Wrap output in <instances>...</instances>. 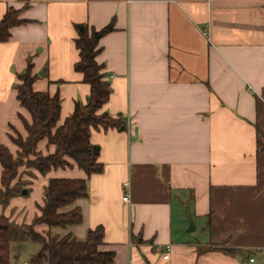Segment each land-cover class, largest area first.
I'll list each match as a JSON object with an SVG mask.
<instances>
[{"label": "crops", "instance_id": "obj_1", "mask_svg": "<svg viewBox=\"0 0 264 264\" xmlns=\"http://www.w3.org/2000/svg\"><path fill=\"white\" fill-rule=\"evenodd\" d=\"M11 8L26 21L0 43V143L14 157L31 122L19 76L31 64L34 90L60 94L63 124L90 95L75 26L114 24L96 57L111 88L101 112L127 129L93 130L101 173L34 168L45 187L87 180L83 222L56 233L84 241L102 226L115 264H264V0H0V21Z\"/></svg>", "mask_w": 264, "mask_h": 264}, {"label": "trees", "instance_id": "obj_2", "mask_svg": "<svg viewBox=\"0 0 264 264\" xmlns=\"http://www.w3.org/2000/svg\"><path fill=\"white\" fill-rule=\"evenodd\" d=\"M21 11L9 9L0 21V43L11 37V30L24 24L20 18ZM77 32L76 47L80 60L75 70L82 73L84 82L90 86V95L86 103L77 102L71 117L60 124V94L51 96L49 92H36L34 83L37 76L33 67L28 65L26 71L19 76L17 99L30 116L31 122L24 121L26 138L20 133L12 136V142L19 148L17 156L0 143V163L3 174L0 185L1 198L9 195L12 182L19 175V169L31 166L42 174L52 168L71 166V162L84 170L87 176L103 171L98 155L93 153L91 142L93 130L117 129L125 131L127 123L123 116L114 117L108 112H101L109 102L110 84L104 80L102 66L96 61L99 53L98 44L102 37L114 30L111 23L100 31L88 24L75 26ZM47 139L55 146V152L42 155L36 147L40 140ZM89 195L85 179H50L45 189L44 205L40 208V216L33 225L16 226L7 217L0 214V264H11L12 243L19 242L22 230H26L29 238L42 245L39 253L34 255L32 264H115V253L102 251L105 230L102 226L90 230L84 241H79L72 234L44 235L36 230V225L44 224L49 229L67 230L83 222V214L77 202ZM23 228V229H22Z\"/></svg>", "mask_w": 264, "mask_h": 264}, {"label": "rangeland", "instance_id": "obj_3", "mask_svg": "<svg viewBox=\"0 0 264 264\" xmlns=\"http://www.w3.org/2000/svg\"><path fill=\"white\" fill-rule=\"evenodd\" d=\"M17 137V136H16ZM63 167L61 169H64ZM41 176L45 174L40 173ZM33 167L25 165L21 174L10 187L9 195L1 198L0 214L7 217L16 226L33 225L40 216V208L44 205L46 187L39 183ZM27 193H24V191ZM44 195V196H43ZM41 230L40 224L35 227ZM23 229V228H22ZM42 231L44 235L55 236L56 228ZM42 245L29 238L27 231L22 230L21 240L12 243L11 264H23L32 255L39 253Z\"/></svg>", "mask_w": 264, "mask_h": 264}, {"label": "water", "instance_id": "obj_4", "mask_svg": "<svg viewBox=\"0 0 264 264\" xmlns=\"http://www.w3.org/2000/svg\"><path fill=\"white\" fill-rule=\"evenodd\" d=\"M93 153L95 155H99V148H98V146H94L93 147ZM24 193H27V191L25 190ZM190 228L191 229H194V223L192 221H190Z\"/></svg>", "mask_w": 264, "mask_h": 264}, {"label": "built area", "instance_id": "obj_5", "mask_svg": "<svg viewBox=\"0 0 264 264\" xmlns=\"http://www.w3.org/2000/svg\"><path fill=\"white\" fill-rule=\"evenodd\" d=\"M126 186H128V184H126ZM129 197L128 195L124 197V201H128ZM171 249V245L166 246V250L170 251ZM169 258V254H164V259H168ZM251 262H253V259H251Z\"/></svg>", "mask_w": 264, "mask_h": 264}]
</instances>
